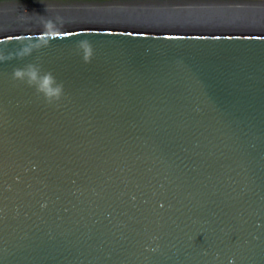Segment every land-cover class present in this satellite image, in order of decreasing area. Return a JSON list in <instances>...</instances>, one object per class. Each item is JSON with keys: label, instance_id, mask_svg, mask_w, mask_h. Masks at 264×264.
Instances as JSON below:
<instances>
[{"label": "water", "instance_id": "water-1", "mask_svg": "<svg viewBox=\"0 0 264 264\" xmlns=\"http://www.w3.org/2000/svg\"><path fill=\"white\" fill-rule=\"evenodd\" d=\"M205 25L0 33L34 49L0 63V264H264V30Z\"/></svg>", "mask_w": 264, "mask_h": 264}, {"label": "bare ground", "instance_id": "bare-ground-1", "mask_svg": "<svg viewBox=\"0 0 264 264\" xmlns=\"http://www.w3.org/2000/svg\"><path fill=\"white\" fill-rule=\"evenodd\" d=\"M24 1L13 0L0 5V33L9 32L5 28L7 25H15V30L34 27H115L117 23L122 24L118 27L180 29H204V25L209 24L207 27L213 26L223 30H230L229 24L233 26L255 22L264 25V12H262L264 10L254 3H247V10L244 7L241 9L240 6H238L239 10L230 9L228 8L230 5H224L225 9L213 12L208 5L195 6L180 2L176 6L172 4L174 0H163L161 4H133V0L117 3H106L109 2L108 0L98 3L95 0L97 4L89 3V1L93 2L92 0H86L89 3L86 4L76 0L71 3L65 2L67 4L56 2L51 6L42 4L39 0H30L29 4ZM7 10L14 15L5 14ZM230 14V20H225ZM263 29L262 26L258 28V30Z\"/></svg>", "mask_w": 264, "mask_h": 264}, {"label": "clouds", "instance_id": "clouds-1", "mask_svg": "<svg viewBox=\"0 0 264 264\" xmlns=\"http://www.w3.org/2000/svg\"><path fill=\"white\" fill-rule=\"evenodd\" d=\"M78 44L83 48L82 58L84 62H89L92 53L88 46V41L84 40L78 42ZM33 52L34 49L30 46H21L14 53H9L7 55L4 51H0V63L12 59L26 58ZM13 80L26 83L29 87H33L36 90L37 95L43 96L49 104L59 101L63 94V85L58 84L50 72L42 74L41 68L35 64H27L24 68L14 69Z\"/></svg>", "mask_w": 264, "mask_h": 264}, {"label": "rangeland", "instance_id": "rangeland-1", "mask_svg": "<svg viewBox=\"0 0 264 264\" xmlns=\"http://www.w3.org/2000/svg\"><path fill=\"white\" fill-rule=\"evenodd\" d=\"M9 1H13V0H0V5L4 3H7ZM30 0H25L24 2H26L27 4H29ZM40 2H42V4H46L47 6H51L52 4H56V2H62V4H67V3H71L73 1H76V0H39ZM77 1H82V3H88V1H84V0H77ZM93 2L89 1V3H92V4H97L96 1L98 3H102L101 1L103 0H92ZM107 1V0H106ZM109 2H106V3H117L119 1H123V0H108ZM18 3L20 1H17ZM22 2V1H21ZM67 2V3H65ZM133 4H161L163 2V0H133ZM166 2H169V3H172L171 1H166ZM180 2H184V3H190V4H193V5H201V6H205V5H208V8L211 10V11H217V10H221V9H225L226 7H224V5H230L228 8H232V9H237L239 10V7L242 9V7H244L246 9V4L248 3H254L255 5H258L257 7L261 8L262 10H264V0H174L172 4H175L177 6V4H179ZM88 3V4H89ZM174 6V5H173ZM247 10V9H246ZM264 12V11H262ZM11 14V16H13L14 14H12L11 12H9L8 10L6 11L5 14ZM232 13V11H231ZM233 15V14H232ZM231 16V14H230ZM76 23H79V22H76ZM252 23H255V22H247V23H244V25H234L232 26L231 25V28H246V29H251V28H261V26L264 28V25H258V24H253L254 26H251ZM82 24H85V23H82ZM132 24V23H130ZM130 24H127V25H130ZM121 26L122 24L120 23H117L116 26ZM241 26V27H240ZM256 26V27H255ZM137 27V26H136ZM8 31H15V28L16 26L15 25H7V27H5ZM174 28V27H173ZM254 29V30H255ZM264 30V29H263Z\"/></svg>", "mask_w": 264, "mask_h": 264}]
</instances>
